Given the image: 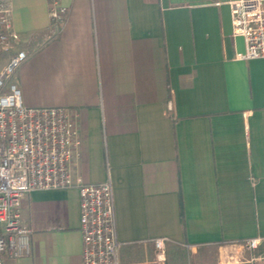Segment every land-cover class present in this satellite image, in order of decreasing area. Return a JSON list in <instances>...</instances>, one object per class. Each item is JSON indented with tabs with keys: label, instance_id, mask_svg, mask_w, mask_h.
Instances as JSON below:
<instances>
[{
	"label": "crops",
	"instance_id": "0c3cea01",
	"mask_svg": "<svg viewBox=\"0 0 264 264\" xmlns=\"http://www.w3.org/2000/svg\"><path fill=\"white\" fill-rule=\"evenodd\" d=\"M11 1L24 103L76 115L71 172L111 178L120 264H264L242 258L264 243V58H237L230 0H62L60 25L47 0ZM80 204L77 188L25 195L30 251L4 264H83Z\"/></svg>",
	"mask_w": 264,
	"mask_h": 264
},
{
	"label": "built area",
	"instance_id": "2783aa9c",
	"mask_svg": "<svg viewBox=\"0 0 264 264\" xmlns=\"http://www.w3.org/2000/svg\"><path fill=\"white\" fill-rule=\"evenodd\" d=\"M51 23L62 24L69 8L47 0ZM233 35H241L243 60L264 58V0H230ZM12 1L0 0V264L30 251L32 229L22 221V199L36 189L77 188L81 197L80 230L83 264H120L111 178L98 183L74 179L71 161L80 145L76 115L67 107L25 105L14 76L28 59L11 20ZM171 108V103L169 104ZM167 237L154 239L157 259H166ZM263 239H246L257 249Z\"/></svg>",
	"mask_w": 264,
	"mask_h": 264
},
{
	"label": "rangeland",
	"instance_id": "374dc122",
	"mask_svg": "<svg viewBox=\"0 0 264 264\" xmlns=\"http://www.w3.org/2000/svg\"><path fill=\"white\" fill-rule=\"evenodd\" d=\"M8 56L9 55H7V54H5L4 55V59L5 58H8ZM245 247V246H244ZM246 248V247H245ZM246 250V253H244V255H242V258L244 259L247 255L249 256V255H251V257H254L255 255H257V254H262L261 256H262V258L263 259H261V261H264V243H261L260 244V246L257 248V249H255V250H249V249H245ZM255 263H256V261H255Z\"/></svg>",
	"mask_w": 264,
	"mask_h": 264
}]
</instances>
